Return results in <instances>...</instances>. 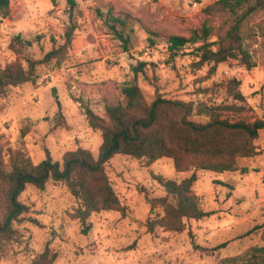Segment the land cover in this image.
Instances as JSON below:
<instances>
[{
    "label": "rangeland",
    "instance_id": "rangeland-1",
    "mask_svg": "<svg viewBox=\"0 0 264 264\" xmlns=\"http://www.w3.org/2000/svg\"><path fill=\"white\" fill-rule=\"evenodd\" d=\"M216 1L75 0L71 9L68 0H11L10 15L0 19L1 67L23 57L42 59L54 47L52 39L63 44L70 12L77 30L60 64L54 60L39 67L35 83L11 87L0 100L2 167L8 169L10 151H21L35 165L48 156L63 163L66 153L79 148L97 158L102 134L90 127L85 108L105 118V107L123 102L122 89L130 85H137L148 103L162 96L195 108L235 104L243 111L231 119L264 120V10L242 28L251 69L231 60L211 74L209 67L193 65V55L169 57L170 36L190 38L205 23L213 28L212 40L226 32L231 14L205 13ZM98 9L104 17L111 10L126 20L129 51ZM16 37L33 41L21 56L10 47ZM192 49L188 46L186 52ZM140 63L146 67L136 76ZM233 80L241 83L243 102L235 103L230 96ZM195 111L190 119L208 121ZM202 161L204 157L189 154H180L178 162L115 156L105 169L122 208L93 213L85 221L78 217L80 204L66 183L50 181L44 190L28 186L20 200L29 207L26 219L38 224L26 220L16 225L21 242H0V264H30L47 249L57 256L54 264H248V251L264 246V131L254 142L252 156L237 159L236 172L204 170ZM193 174V192L211 215L186 220L182 232L163 227L149 232L148 219L164 215L160 209L152 213L146 200V195H165L157 177L181 182Z\"/></svg>",
    "mask_w": 264,
    "mask_h": 264
},
{
    "label": "trees",
    "instance_id": "trees-1",
    "mask_svg": "<svg viewBox=\"0 0 264 264\" xmlns=\"http://www.w3.org/2000/svg\"><path fill=\"white\" fill-rule=\"evenodd\" d=\"M68 3L71 9L76 7L75 0H68ZM10 4L11 0H0V19H6L10 15ZM261 10H264V0H217L205 9V13L209 16L231 14L232 22L226 32L212 40L213 28L205 23L190 38L170 36L167 39L170 59L193 55L197 59L193 65L197 68L207 66L211 74L217 72L219 65L231 60L238 61L248 69L253 68L252 54L242 28L244 22ZM110 12L111 10L104 17V13L97 10L98 16L104 18L105 24L121 40L124 50L129 51L131 36L125 31L126 20ZM69 19L70 25L64 33V43L58 46L56 39H52L55 45L42 59L23 57V60L19 58L20 60L5 67L0 66V100L11 87L35 83L39 67L54 60H57V64L63 61L77 30L73 12H70ZM32 45L33 41L16 37L10 47L21 56L23 50ZM188 46L193 47L190 53L186 52ZM145 67V63H140L135 68V75L144 72ZM240 85L236 80L230 82L229 93L235 103L244 100L239 90ZM122 94L123 102L105 107V118L91 108H85L90 127L102 134L97 158L89 150L79 148L66 153L63 163L53 161L48 156L35 165L21 151H10L8 169H4L0 161L2 245L21 242L22 236L16 225L26 220L38 224L36 219H26L29 207L20 200L28 186L44 190L50 181L66 183L80 204L77 209L78 217L85 221L93 213L122 208L105 169L106 164L115 156L125 155L149 162L167 157L178 162L180 154H189L205 158L206 161L200 163L201 169L220 174L236 172L237 159L252 156L254 142L264 131L262 119H231L233 113L243 111L242 107L235 104L226 107L200 104L195 108L192 104L172 101L162 96L148 103L137 85L123 87ZM57 104L61 107L58 100ZM194 111L198 116H206L208 121L200 123L190 119ZM242 171L246 173L248 169L244 168ZM157 179L165 195L155 198L146 195V200L152 213L160 209L164 215L160 219H148L149 232H154L157 227L182 232L186 220H201L211 215L203 209L201 199L193 192L196 174L181 182L159 177ZM144 190L146 189L141 188V191ZM246 256L248 264H264V246L252 248ZM56 257L55 253L47 249L30 264H54Z\"/></svg>",
    "mask_w": 264,
    "mask_h": 264
}]
</instances>
